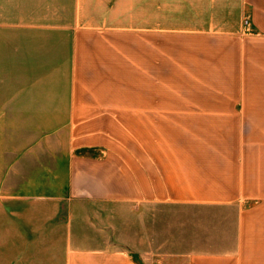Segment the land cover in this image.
I'll return each mask as SVG.
<instances>
[{
  "label": "crops",
  "instance_id": "crops-1",
  "mask_svg": "<svg viewBox=\"0 0 264 264\" xmlns=\"http://www.w3.org/2000/svg\"><path fill=\"white\" fill-rule=\"evenodd\" d=\"M169 1L0 0V264H264V0Z\"/></svg>",
  "mask_w": 264,
  "mask_h": 264
},
{
  "label": "rangeland",
  "instance_id": "rangeland-1",
  "mask_svg": "<svg viewBox=\"0 0 264 264\" xmlns=\"http://www.w3.org/2000/svg\"><path fill=\"white\" fill-rule=\"evenodd\" d=\"M168 4L170 5V2L168 0ZM172 3V2H171ZM170 22V21H169ZM258 86H263L264 83L258 84ZM244 94H246V97H257V98H264V90L257 91L253 90L250 92L245 91ZM70 209L71 210H78V211H86L87 213V222L90 224H87V226L93 227L95 225L96 220H94V214L97 211L103 210L105 213H107L108 217H110V214L115 215L118 218V231L121 232L125 230V223H126V218H125V213L127 210V207L117 205H99V204H93V203H81V202H76V201H70ZM113 221V219H111Z\"/></svg>",
  "mask_w": 264,
  "mask_h": 264
}]
</instances>
